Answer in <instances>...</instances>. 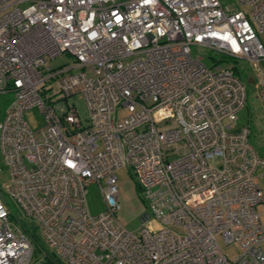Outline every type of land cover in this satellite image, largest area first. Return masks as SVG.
<instances>
[{"label": "built area", "instance_id": "2783aa9c", "mask_svg": "<svg viewBox=\"0 0 264 264\" xmlns=\"http://www.w3.org/2000/svg\"><path fill=\"white\" fill-rule=\"evenodd\" d=\"M262 37L264 0H0L7 194L52 255L64 264H264V155L249 127H237L246 88L232 65L264 61ZM192 46L213 51V65ZM63 52L71 65L45 66ZM76 94L85 119L67 103ZM34 106L45 118L37 129L24 119ZM124 165L149 210L136 231L116 222ZM92 182L105 204L96 214ZM218 236L237 253L225 254ZM33 253L0 191V264H44Z\"/></svg>", "mask_w": 264, "mask_h": 264}, {"label": "rangeland", "instance_id": "374dc122", "mask_svg": "<svg viewBox=\"0 0 264 264\" xmlns=\"http://www.w3.org/2000/svg\"><path fill=\"white\" fill-rule=\"evenodd\" d=\"M235 0H223V2L230 4ZM240 8L245 6L238 5ZM264 40V37H262ZM213 51L207 50L203 47L192 46L191 53L193 56H202L203 61L208 67L213 65L211 54ZM217 54L214 53V56ZM217 57V56H216ZM74 59L67 52H63L56 57L49 59L45 66H64L71 65ZM232 65L235 66V70L239 78L242 80L246 88V102L245 105L238 112L237 127L243 125L248 126L251 130L250 141L258 150L261 155H264V99L260 95V78L261 69L264 71V61L259 62L258 66L252 61L246 59H235L232 61ZM264 76V75H262ZM10 100V96H9ZM4 96H0V120L2 119L5 109L9 103ZM68 104H73L77 109L82 119L88 116V107L85 99L80 95H72L67 98ZM65 101L60 100L56 103V106H65ZM126 113V109L122 106H118L116 109V116L122 117ZM24 119L27 121L31 129H37L42 126L45 122V118L40 109L36 106L31 107L24 112ZM220 160L213 158L210 160V165H218ZM257 182L261 188L262 196H264V167H259L256 171ZM117 177L116 186L118 190V204L119 208L116 211V222L120 223L129 231H136L141 225V216L148 213V207L142 200L141 191L136 184V180L129 167L124 165L115 171ZM10 185V172L7 166L3 164L0 156V191L2 197L7 202L12 219L20 222L27 230V234L31 238L34 246V253L32 256V262L41 260L44 264H47L49 254L51 258L57 264H64V262L52 255L50 248L46 245L40 228L36 220L27 217L23 212L16 206L12 198L7 194L8 186ZM86 201L87 206L92 214L101 212L105 208L103 197L97 182H92L87 186ZM257 211L261 212L262 219H264V201L260 202L256 206ZM153 226H157V223H152ZM176 231H179L175 228ZM218 242L223 252L229 257H232L237 253L236 244L225 245L224 241L218 236ZM264 247V243H262Z\"/></svg>", "mask_w": 264, "mask_h": 264}, {"label": "trees", "instance_id": "16d2710c", "mask_svg": "<svg viewBox=\"0 0 264 264\" xmlns=\"http://www.w3.org/2000/svg\"><path fill=\"white\" fill-rule=\"evenodd\" d=\"M249 129H250V128H249ZM250 132H251V130H250ZM259 154H260V153H259ZM47 264H57V263L49 258Z\"/></svg>", "mask_w": 264, "mask_h": 264}, {"label": "crops", "instance_id": "0c3cea01", "mask_svg": "<svg viewBox=\"0 0 264 264\" xmlns=\"http://www.w3.org/2000/svg\"><path fill=\"white\" fill-rule=\"evenodd\" d=\"M144 217H147V213H145V214H143V215L141 216V221H142V218H144Z\"/></svg>", "mask_w": 264, "mask_h": 264}]
</instances>
